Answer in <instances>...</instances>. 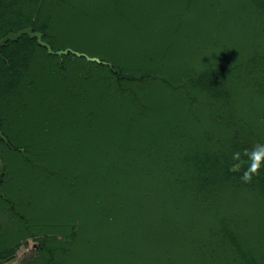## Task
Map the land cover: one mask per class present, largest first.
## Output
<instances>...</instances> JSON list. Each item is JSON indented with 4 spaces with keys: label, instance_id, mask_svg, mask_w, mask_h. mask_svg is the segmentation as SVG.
<instances>
[{
    "label": "trees",
    "instance_id": "obj_1",
    "mask_svg": "<svg viewBox=\"0 0 264 264\" xmlns=\"http://www.w3.org/2000/svg\"><path fill=\"white\" fill-rule=\"evenodd\" d=\"M25 28L100 62L49 55L26 35L30 48H0L7 144L15 121L40 124L34 110L61 120L58 94L40 107L47 74L75 106L96 87L94 108L110 103L123 128L91 160L73 153L84 165L65 167L67 180L92 181L95 198L60 222L28 218V199L0 186V264L28 239L37 256L20 264H264V0H0V39Z\"/></svg>",
    "mask_w": 264,
    "mask_h": 264
},
{
    "label": "rangeland",
    "instance_id": "obj_2",
    "mask_svg": "<svg viewBox=\"0 0 264 264\" xmlns=\"http://www.w3.org/2000/svg\"><path fill=\"white\" fill-rule=\"evenodd\" d=\"M77 38L79 39V37ZM32 40L30 39L28 42L26 37H21L17 41L9 42V47L12 49L15 48L13 45L18 46V48L26 47L27 42L33 46ZM94 41V53L100 56L109 53L104 43L107 40L99 41L94 39ZM99 42L104 43L101 48L97 46ZM27 47L30 48V46ZM71 47L73 48V46ZM72 48L69 47L67 49L73 50ZM36 53L42 57V60L44 59L42 51L37 50ZM68 59L73 60L72 57ZM43 68L45 69V62ZM40 79L46 85L44 89L42 85L40 86L46 93L44 96L43 91L42 96L44 99L43 97L38 98L40 107L47 109L46 99L49 100L52 95L58 94L61 96V100L65 101L64 114L61 115V120L58 119L59 122H55L54 118L47 117L44 111L40 109L39 111L34 110L40 119V124L43 126L45 124L48 125L46 129L42 128L44 129L42 130L38 122L27 120L15 121L8 131L6 128V130L4 129L5 135L10 139L12 146L7 144L5 136L1 137L3 142L0 141V172L3 167L5 178L4 185L0 186L2 189L4 186L12 188V190L8 189L10 190L9 193H13L14 196L26 202V199H28V208L26 210L28 218H34V215H39L41 216L40 220H46V223L49 221L55 222V220L60 222L64 219V216L70 214L65 212L67 208L73 207L76 210L79 206H85V204H82L85 198H90L91 195L93 199L95 198L96 186H93L94 183L92 181L77 180L73 178V175L69 181L67 180L69 171L66 172L65 167L68 168L74 165V167L77 166L80 169L84 165V161H78L80 157L75 156L74 158L73 153H83L84 156H89L85 160H91L92 155L93 157L98 155L102 147L109 148L110 138L116 141L113 129L122 130L123 127L121 123L114 126L115 124H112L110 119L107 118L106 111L107 109L110 111V103L100 105L99 111H97L98 107L94 108L100 102V97L97 99V95L100 94H97L96 90L98 89L96 87L90 85L87 88V92L84 93L87 95L88 101L85 103L77 101L75 106L76 103L72 104L68 99L66 81L58 82L56 77L49 74L44 75ZM93 90L95 91L93 92ZM127 108H129V104ZM74 111L76 112V117L70 118ZM55 112L54 114L56 115ZM119 114L116 115L118 117L123 116ZM63 115L65 118H63ZM53 121L54 123H52ZM57 124L59 126H56ZM18 129H23L24 132L19 134L18 132L20 131ZM102 141L107 143V145H102ZM14 146L17 147V150ZM22 157H25V162L22 161ZM75 160L76 162H74ZM40 167H43V170H40ZM58 168L64 171L61 181L54 178V175L58 176L57 171L60 172ZM21 185H25L24 190L20 189ZM1 192L2 190L0 194ZM36 256L34 242L32 239H28L26 244L18 251L17 257L12 260V263L8 264H20L21 261L25 259L32 260ZM188 260V257H183L180 261H174V264H188Z\"/></svg>",
    "mask_w": 264,
    "mask_h": 264
},
{
    "label": "water",
    "instance_id": "obj_3",
    "mask_svg": "<svg viewBox=\"0 0 264 264\" xmlns=\"http://www.w3.org/2000/svg\"><path fill=\"white\" fill-rule=\"evenodd\" d=\"M28 36L30 39H36V42L38 45H40L41 47H44L47 52L51 55H57V56H65L67 54H72L76 57H84L87 61H91V62H99V60L97 58L94 57H89L87 55H85L84 53H80L77 51H73L71 49H65V50H60V51H52L50 46L42 41V34L39 32H33L31 28H25V29H21L16 33H8L6 34L3 38L0 39V48L5 46V44L7 42H14L17 41L18 39H20L22 36ZM0 57L1 54H0ZM2 133L0 131V137H2Z\"/></svg>",
    "mask_w": 264,
    "mask_h": 264
},
{
    "label": "clouds",
    "instance_id": "obj_4",
    "mask_svg": "<svg viewBox=\"0 0 264 264\" xmlns=\"http://www.w3.org/2000/svg\"><path fill=\"white\" fill-rule=\"evenodd\" d=\"M262 151H264V150H262ZM260 158H261L260 155H258V154H254L253 159H254L255 162L253 163V165H252V167H251V172H253V173L256 172L257 168L259 167V161H260ZM242 179H243L245 182H248V181L251 180V176H250L249 173H245L244 176L242 177Z\"/></svg>",
    "mask_w": 264,
    "mask_h": 264
},
{
    "label": "crops",
    "instance_id": "obj_5",
    "mask_svg": "<svg viewBox=\"0 0 264 264\" xmlns=\"http://www.w3.org/2000/svg\"><path fill=\"white\" fill-rule=\"evenodd\" d=\"M15 262V261H14ZM8 263H12V261H10V262H7V263H4V264H8Z\"/></svg>",
    "mask_w": 264,
    "mask_h": 264
},
{
    "label": "flooded vegetation",
    "instance_id": "obj_6",
    "mask_svg": "<svg viewBox=\"0 0 264 264\" xmlns=\"http://www.w3.org/2000/svg\"><path fill=\"white\" fill-rule=\"evenodd\" d=\"M6 45V44H5Z\"/></svg>",
    "mask_w": 264,
    "mask_h": 264
}]
</instances>
